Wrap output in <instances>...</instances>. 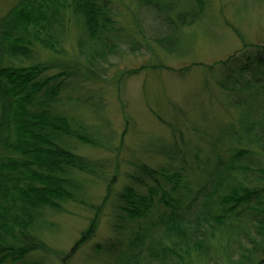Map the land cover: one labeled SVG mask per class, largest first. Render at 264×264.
Listing matches in <instances>:
<instances>
[{"label": "trees", "instance_id": "1", "mask_svg": "<svg viewBox=\"0 0 264 264\" xmlns=\"http://www.w3.org/2000/svg\"><path fill=\"white\" fill-rule=\"evenodd\" d=\"M121 2L132 26L120 23L113 0H0V264H75L88 246L79 264L263 262L264 43L244 42L212 67L236 116L218 133H197L209 139L204 161L205 150L151 145L168 162H135L111 202L110 180L92 205L107 164L81 150L112 148L106 69L124 47L140 49L128 31L135 12L149 19L150 43L177 51L207 0ZM108 202L109 233L95 240ZM69 207L96 211L65 252L49 236Z\"/></svg>", "mask_w": 264, "mask_h": 264}, {"label": "rangeland", "instance_id": "2", "mask_svg": "<svg viewBox=\"0 0 264 264\" xmlns=\"http://www.w3.org/2000/svg\"><path fill=\"white\" fill-rule=\"evenodd\" d=\"M113 1L120 23L132 26V13L121 0ZM135 16L136 28L129 27L128 31H132L129 32L132 40L140 42H136L140 49L132 53L124 47L106 69L104 115L113 137L112 148L81 150L84 155L107 164L104 180L92 186L93 206L99 205L102 196L107 194L106 184L110 180L111 202L127 182L135 162L152 166L168 162L161 156L151 155L146 147L178 144L182 150V146L187 145L185 147H193L195 151L205 150L206 153L197 158L199 162L200 158L204 161L209 156V139L204 143L197 133L206 131L207 136L214 131L218 133L236 116V111L225 104L224 94L221 95L215 83L219 69L212 67L240 50L244 42L264 43L263 1L207 0L202 17L183 31L182 49L170 52L160 51L154 42L150 43L152 29L147 16L145 21L139 11ZM143 66L150 68L141 69ZM186 67L190 69L182 71ZM203 166L202 162L200 168ZM69 210L71 214L57 217L58 228L49 236L50 245L65 252L70 251L81 232L90 225L96 208L69 207ZM109 211L108 202L98 216L95 240L109 233ZM88 247L79 251L81 260L75 264L83 263V254L91 255ZM260 257L252 259V264H264L259 261ZM94 260V264H102Z\"/></svg>", "mask_w": 264, "mask_h": 264}]
</instances>
